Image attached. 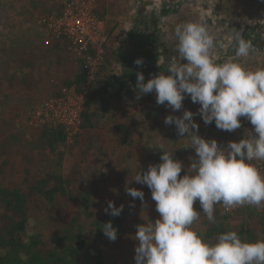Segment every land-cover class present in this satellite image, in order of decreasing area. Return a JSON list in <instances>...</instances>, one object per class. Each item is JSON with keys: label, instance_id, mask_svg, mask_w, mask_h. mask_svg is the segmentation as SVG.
Wrapping results in <instances>:
<instances>
[{"label": "rangeland", "instance_id": "rangeland-1", "mask_svg": "<svg viewBox=\"0 0 264 264\" xmlns=\"http://www.w3.org/2000/svg\"><path fill=\"white\" fill-rule=\"evenodd\" d=\"M42 1L44 0H0V153L4 154L0 157V163L5 159L9 163L0 181L10 187L23 186L24 171L27 167L32 170L33 175L38 177L52 170L55 166L54 161L58 160L57 154L53 155L49 150L37 145L40 129L31 128L28 125L31 106L51 97L45 95L46 92L42 90L28 91L19 85V81L24 76L37 82L35 71L37 67L40 69L43 67L38 65H43L42 62L49 60V55L45 54L42 48L51 51L57 44V40L39 24L43 17L51 14L49 10H41ZM62 1L54 0L59 11ZM94 1L96 13L105 21L107 35L112 34V37H109L104 47L105 61L99 70L98 77L93 81L88 79L86 82L89 84L86 96L101 77L122 73L121 68L113 63V59L111 60L112 65L106 64L107 58L113 57L109 53L110 48H116L123 39L131 38L134 30L150 24L153 18L159 20V36L164 45L163 55L165 57L162 59L169 60L168 66L171 63H180L176 51L175 29L177 25L185 22L200 21L208 25L219 44L223 45V47L218 46L214 52L217 62L221 63L230 57H235V54L232 55L230 52H232V47H236L234 42L236 31L242 30L244 36L251 34L254 37L260 36L261 31L264 35V0ZM51 3V1L48 2V4ZM163 8L168 10L165 15L161 13ZM31 10L34 11V15ZM261 23H263L262 28ZM260 52L254 51L248 57H241L238 60L249 69L264 67V56L260 55ZM35 53L40 54L34 58L32 55ZM60 55L62 58L63 55ZM65 55L76 72L75 79L81 71V64L71 56L69 50ZM53 60L55 61L54 58ZM181 63H186V61L181 60ZM50 64L51 61L46 65ZM104 67L106 70L102 72ZM68 83L70 82H65L61 89L70 88ZM71 87H75L78 92L83 91V86L81 88L78 85ZM136 96L131 95L113 101L110 122L96 130L95 136L97 137L89 142L92 150L89 154V162L83 167L86 178L79 185L80 199L73 201L70 207L73 216L88 211L90 217L94 219L106 213L105 209L109 201L115 206L122 203L124 231L115 241L103 246L105 264H135V248L138 246V242L134 239L136 226L147 221L155 222L159 218L151 194L146 197L144 193V201L141 202L139 198L134 199L127 193V189L132 186L138 190L149 189L146 185L134 181L135 175L139 171H146L150 164L145 161L147 152L160 147L161 144L173 152L186 150V152H181L179 158L184 165L181 176L196 158L195 150L191 149L188 137L182 138L174 132L173 128L176 129L174 124L164 123L167 116L181 117L184 110L197 113L193 119L199 126L198 135L206 140L215 139L221 146H226L229 141L238 142L244 135L246 136V131L253 130L251 123L243 117L240 118L241 128L234 132L219 130L214 122L206 125L198 114L200 105L193 103L190 96H186L182 109L178 111L173 112L164 105L165 118L160 115V122L155 123L152 116H158L157 105L143 99H136ZM145 123L147 130L140 133L141 125ZM134 128H138V131ZM126 129L133 130L127 145L123 143ZM74 161V156L68 154L60 165L62 168L65 167L64 171L68 173ZM93 175L98 177V182L92 181ZM194 209L201 215L193 228L198 232H203L209 221L203 214L198 200L194 203ZM81 219L89 226L91 219L89 222L85 216ZM244 222L255 230L260 240L264 239V206L257 208L246 205L242 214L231 219L229 224L234 231L238 232L239 225ZM65 225V221L54 219L44 210L32 208L27 231L28 234L43 235L45 245L50 247L53 246L54 240L62 234ZM89 239H92L91 234Z\"/></svg>", "mask_w": 264, "mask_h": 264}, {"label": "clouds", "instance_id": "clouds-1", "mask_svg": "<svg viewBox=\"0 0 264 264\" xmlns=\"http://www.w3.org/2000/svg\"><path fill=\"white\" fill-rule=\"evenodd\" d=\"M175 36L180 63L169 64L166 72L146 83L144 75L137 73L136 99L155 91L156 103L175 112L190 96L200 105L198 114L206 125L214 122L219 130L234 132L241 128L243 117L253 130L246 131L238 142L221 146L215 139L198 135L199 126L193 119L197 113L184 110L181 117L165 118L164 123L174 124L180 137H188L196 158L181 176L184 165L161 144L162 162L149 164L146 171L135 175L136 183L150 189L159 213L155 222L136 226L135 264H264V239L248 242L237 231H226L209 242L193 228L201 215L194 209L197 200L211 223L216 222L217 205L225 211L243 205L264 206V173L254 163L264 161V67L253 70L239 62L238 58L256 51L242 30L234 35L235 57L222 63L214 52L223 45L205 22L177 25ZM135 64L140 66L143 60L137 59ZM127 193L144 201L141 190L128 188ZM122 211L123 205L117 208L111 201L105 209L112 216ZM102 231L109 240L117 239L111 221Z\"/></svg>", "mask_w": 264, "mask_h": 264}, {"label": "trees", "instance_id": "trees-1", "mask_svg": "<svg viewBox=\"0 0 264 264\" xmlns=\"http://www.w3.org/2000/svg\"><path fill=\"white\" fill-rule=\"evenodd\" d=\"M167 12L168 10L165 8L161 10L164 15ZM158 23L159 20L153 18L150 24L134 30L131 33V38L123 39L116 48H110L109 53L113 57L107 58L106 64L112 65L114 63L121 68L122 73L101 77L93 85L82 112L81 133L72 145L66 143V133L62 126L57 128L44 127L39 131L37 145L58 156V160L54 161L55 166L52 167V170L37 177L27 167L24 171L23 186L10 187L0 181V264H105L106 258L102 248L112 241L103 233V225L111 221L113 227L117 229V237L120 236L125 225L124 211L119 216H112L109 214L110 210L109 213L93 219L88 211L73 216L70 207L73 201L80 199L79 185L86 178L83 167L89 162V154L92 150L89 142L97 137L95 136L96 130L110 122L113 113V101L137 95L135 89L137 73L144 75V82L146 83L153 76L167 71L169 60L164 59V45L159 36ZM262 26L263 23L260 27L262 28ZM261 33L260 36L255 37L252 34L250 36L243 34V36L252 41L254 49L262 51L264 50V35L262 31ZM109 37L111 38L112 34H108ZM134 39L137 43L133 42ZM62 42L63 45L65 44V48L69 46L67 41H57V44L61 46ZM231 49L230 54L234 55L236 47ZM162 57L164 58L162 59ZM112 59L113 63L111 62ZM137 59H142L143 64L136 65L135 60ZM105 70L106 67L102 72ZM87 81L88 77L81 68L80 73L67 85L69 87L78 85L81 88ZM112 81H117L121 85L120 93L114 96L110 95L108 90ZM36 83L26 77H22L19 81V85L28 91L35 90ZM140 99L157 105L158 116H152L155 123L160 122V115L165 118L166 110L164 105L156 103L155 91L141 96ZM141 128L140 133L146 131V123L141 125ZM134 130L138 131V128H134ZM173 130L177 133V129L173 128ZM132 132L133 130H125L126 136L123 143L126 145L129 143V136ZM159 150V146L154 150H149L145 155V161L150 164L161 163ZM181 152H186V150L175 151L176 159L179 160ZM68 154L73 155L75 161L70 166V172L66 173L65 167L62 168L60 162ZM3 155L1 152L0 157ZM8 164L7 159L1 161L0 177L5 173V167ZM91 178L93 182L99 181L98 177H94V175ZM141 191L146 194V197L151 194L150 189L143 188ZM121 204H117L116 207L119 208ZM32 208L44 210L54 219L66 222L62 234L54 240L53 246L45 245V239L39 233L28 234ZM243 209L245 207L239 209L234 217L226 214L222 205H217L214 213L216 222L211 223L209 221L203 232L199 233L203 235L206 241L214 242L218 234L234 231L229 221L240 216ZM83 216L88 219V222L91 219L89 226L81 219ZM239 229L238 234L242 240L248 242L260 240L255 230L250 228L247 223L240 224ZM90 234L92 239H89Z\"/></svg>", "mask_w": 264, "mask_h": 264}, {"label": "built area", "instance_id": "built-area-1", "mask_svg": "<svg viewBox=\"0 0 264 264\" xmlns=\"http://www.w3.org/2000/svg\"><path fill=\"white\" fill-rule=\"evenodd\" d=\"M39 24L57 41H67L71 56L81 64L89 81L98 77L99 70L104 65V47L109 38L105 21L96 13L94 0H63L60 11L43 17ZM260 55L264 56V50ZM88 87V83L84 84L82 92H78L75 87H64L60 94L33 104L28 125L40 130L44 127L62 126L66 133V143L72 145L81 133ZM254 163L264 173V161ZM245 206L224 211L235 217L236 212Z\"/></svg>", "mask_w": 264, "mask_h": 264}, {"label": "crops", "instance_id": "crops-1", "mask_svg": "<svg viewBox=\"0 0 264 264\" xmlns=\"http://www.w3.org/2000/svg\"><path fill=\"white\" fill-rule=\"evenodd\" d=\"M51 1V4H48V2ZM40 6V5H39ZM43 6V7H42ZM55 5L54 0H44L41 2V10H49V13L58 12L57 7ZM39 8V7H38ZM45 8V9H44ZM34 11L31 10V13ZM40 13V12H39ZM34 15V13L32 14ZM41 14H39L40 16ZM133 42H136L134 39ZM137 43V42H136ZM65 44L61 43V46L56 44L54 49L51 51H48L45 48H42L45 51V54L49 55V60L42 62L43 66L42 69L37 67L35 73L37 75V83H36V90L46 92L45 95L48 97L56 96L59 91L61 90V87L64 86L65 82H71L74 79V75L76 74L73 66L67 61V55L68 54V46L65 48ZM40 53L33 54L32 56L35 58ZM42 54V53H41ZM60 54L63 55L61 58ZM44 56V55H43ZM55 59V61L53 60ZM65 59V60H64ZM51 61L50 65H46ZM25 77V76H24ZM31 80V79H30Z\"/></svg>", "mask_w": 264, "mask_h": 264}, {"label": "water", "instance_id": "water-1", "mask_svg": "<svg viewBox=\"0 0 264 264\" xmlns=\"http://www.w3.org/2000/svg\"><path fill=\"white\" fill-rule=\"evenodd\" d=\"M108 90L110 95H117L121 91V85L117 81L111 82Z\"/></svg>", "mask_w": 264, "mask_h": 264}]
</instances>
